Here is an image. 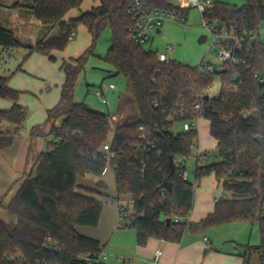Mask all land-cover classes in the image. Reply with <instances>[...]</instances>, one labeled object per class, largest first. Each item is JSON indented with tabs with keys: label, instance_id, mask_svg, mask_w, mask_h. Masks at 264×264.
<instances>
[{
	"label": "trees",
	"instance_id": "1",
	"mask_svg": "<svg viewBox=\"0 0 264 264\" xmlns=\"http://www.w3.org/2000/svg\"><path fill=\"white\" fill-rule=\"evenodd\" d=\"M136 1L152 11L185 16L188 12L168 0H101L79 17L66 19L71 11L81 9L84 0H33L29 6L13 5L25 8L47 31L59 30L55 37L26 46L29 55L56 60L53 53L66 50L81 24L86 26L92 45L83 55L63 60L60 99L48 110L46 121L31 130L32 143L44 136L51 139L6 208L16 221L0 217V264H91L102 252L100 242L78 228L98 226L103 202L96 196H106L100 193L106 186L99 182L101 191L86 189L88 195L77 191V178L87 174L101 177L109 166L115 171L116 200L131 203L132 213L121 227L136 230L139 247L147 246L151 239L180 243L188 232L249 223L258 226L261 243L245 246L244 263L250 264L256 254L264 264V168L259 167L261 148L256 141L264 137V83L256 77L264 74L260 36L264 0H245L242 7L223 2L206 7L203 18L207 25L218 23L235 36L247 33L255 38L250 50L235 54L244 63H227L215 67L211 74L173 60L162 63L158 53L136 43L130 32L135 25L130 10ZM106 29L112 37L105 61L116 76L128 80L130 93L123 103L131 101L137 114L135 120L115 128L110 115L75 100L79 76ZM21 45L12 30L0 26V46L5 52ZM216 76L221 80L219 96L207 95L202 112H195L198 95L207 93ZM21 94L10 86V78L0 76V98L13 103L11 109L0 110V150L12 145L28 119L27 109L18 103ZM62 117L65 120L57 126ZM195 118L210 121L218 156L212 164L197 166L193 184L184 176L186 161L194 157L198 131L184 132L177 127ZM5 123L14 128H6ZM106 144L110 145L108 152ZM210 175L231 197L220 198L212 213L190 222L195 189ZM166 183L171 189L161 188ZM2 208L4 198H0Z\"/></svg>",
	"mask_w": 264,
	"mask_h": 264
},
{
	"label": "rangeland",
	"instance_id": "2",
	"mask_svg": "<svg viewBox=\"0 0 264 264\" xmlns=\"http://www.w3.org/2000/svg\"><path fill=\"white\" fill-rule=\"evenodd\" d=\"M23 2L26 0H22ZM185 0H168L175 8H180ZM101 0H84L80 10H74L71 16L79 17L83 12L90 11L93 7L100 5ZM200 5H208V2H223L233 6L242 7L245 0H198ZM160 29V32H157ZM26 33V34H25ZM25 33H20L16 38L22 44L21 47L11 49L9 53L0 46V76L10 78V86L20 88L23 92L19 103L22 101L28 111V119L45 108L54 107L59 99L61 87L64 82V74L61 70L63 60L72 57H79L91 47L92 38L85 25H79L74 39L63 52H54L56 60H50L46 56L39 54L29 55L28 48L23 44L26 42L25 36H34V29L31 28ZM149 39L143 44L147 51L156 53L166 52L167 56L183 65L187 66H208L212 64L217 69L221 62L218 58L219 46L213 45L215 35L203 18V13L198 7L190 5L184 20L166 19L161 26L148 32ZM261 40L264 42V28L261 30ZM111 31L106 29L98 40L93 54L88 57L85 70L80 74L75 89V100L85 103L92 110L105 113L111 116L112 126L116 127L113 119L117 116V125L125 124L137 118L134 104H125L120 114L123 96L129 94L128 80L123 76H116L113 67L105 61L107 52L111 46ZM204 38H206L205 41ZM173 49L169 51V48ZM114 85L115 89H110ZM46 86H49V88ZM17 89V90H18ZM103 90L104 98L108 104H104L98 92ZM221 91V80L216 76L214 86L207 91L208 96L215 97ZM129 96V95H128ZM128 96H125L128 97ZM120 114V115H119ZM119 115V116H118ZM26 121V122H27ZM180 126L177 130H180ZM198 146L205 159L197 161L199 151L194 150V157L186 161V168L189 182L195 184V171L197 166L212 164L217 161L218 147L217 141L211 135L210 121L202 118L198 123ZM112 175H108V192L112 194L116 191L115 174L113 168ZM212 176V175H210ZM208 177V176H206ZM205 178V177H204ZM199 184V183H198ZM196 189L198 190L199 187ZM195 189V190H196ZM221 193V192H220ZM223 194V193H221ZM128 203L121 199L120 205ZM131 205V203H129ZM126 222L120 220V229L106 234L107 239L102 246V252L106 256L105 264H123L125 258L128 262L132 258V252L138 248L137 233L132 228H122ZM189 233V232H188ZM187 234V233H186ZM206 235L211 239L235 240L240 245L256 246L261 243V235L257 225L249 223H235L226 226L216 227L206 231ZM242 247V246H241ZM243 248V247H242ZM258 261V259H257ZM259 264V262H256Z\"/></svg>",
	"mask_w": 264,
	"mask_h": 264
},
{
	"label": "crops",
	"instance_id": "3",
	"mask_svg": "<svg viewBox=\"0 0 264 264\" xmlns=\"http://www.w3.org/2000/svg\"><path fill=\"white\" fill-rule=\"evenodd\" d=\"M16 3L29 6L33 3V0H26L24 2L22 0H0V26L12 30L15 36L18 35V31L25 33L28 30L30 33L31 28H33L34 36L32 38L29 35L25 36L27 39L23 43L25 46H35L44 39L58 35V28L47 31L25 8H13V5ZM73 11L68 14L66 19L74 17L71 16ZM30 34L32 35V33ZM205 40L206 38L203 41ZM47 87L49 88V86ZM12 88L15 90L18 89L15 86H12ZM18 91L23 92L20 88ZM125 96L122 98L120 114L123 111V99ZM19 105L25 107L22 101ZM12 107V102L0 98V110H9ZM51 108L53 107L49 106L33 115L32 118H29L23 129L15 136L12 145L0 150V198H4V208L0 209V217L7 222L16 221V217L8 213L6 208L20 191L27 174L35 162L36 156L46 150L47 143L51 139L50 137L44 136L36 139L34 143L31 140L32 128L42 125L46 121L48 110ZM113 119L117 126V116H114ZM64 120V117L59 118L56 125L60 126ZM4 126L10 129L14 128L9 123H5ZM31 144L33 145L32 150ZM111 169L112 167L109 166L101 177L87 174L77 178V191L88 195L89 192L86 189L101 191L97 189L99 182L104 183L106 186V189L100 192L106 196H101V194L96 196L103 202L98 226H81L78 228L81 234L98 240L101 247L106 242L107 233L120 229V201L116 200L117 188L112 194L108 192V175H112ZM113 173L115 174L114 169ZM198 187L199 189L195 190L194 208L188 218V221L193 223L199 222L212 213L220 198L231 197L230 193L223 191L221 185L213 175L203 178L197 185ZM244 250L245 246L240 245L235 240H226L223 242L222 239L220 241L218 239H211L206 235V232L187 233L180 243H169L163 240L151 239L147 246H138V248H135L132 252V258H129L128 262L124 258L123 264L125 262L129 264H245L243 257ZM157 251L162 252L158 259L156 258ZM256 262H259V258L254 254L250 264H256Z\"/></svg>",
	"mask_w": 264,
	"mask_h": 264
},
{
	"label": "built area",
	"instance_id": "4",
	"mask_svg": "<svg viewBox=\"0 0 264 264\" xmlns=\"http://www.w3.org/2000/svg\"><path fill=\"white\" fill-rule=\"evenodd\" d=\"M212 2H208V5H211ZM190 5H194L195 7H198L199 10L203 13L206 9L207 6L205 5H200L198 0H185L182 2V5L180 8L182 9H187L190 7ZM130 13L133 15L134 20H135V25L131 27L130 32L132 35V38L134 41L138 44L143 45L146 43L149 39L148 32L150 30H154L156 27L161 26L162 22L166 19H175V20H184L186 18L185 15H176L175 13L172 12H164V11H152L149 8H147L145 5L140 3L139 1H136L130 10ZM206 23V22H205ZM210 27V30L213 32L215 35L214 43L213 45H218L219 46V53H218V58L221 62V66L227 64V63H244L245 60H238L235 57L236 52L242 53L244 48L246 51L250 50V45L252 44L253 41H255V38L253 36L248 35L247 33H244L242 36H235L233 32L229 31L226 26H221L218 23H213L211 25H207ZM158 30V29H157ZM232 43L234 45H232ZM173 48L170 47L169 51L172 50ZM158 59L160 62L169 64L171 59L167 56L166 52H161L158 53ZM220 66V67H221ZM200 69L205 73V74H211L214 73L215 67L212 64H209L208 66H202L199 65ZM256 77L264 83V74L262 75H256ZM233 80H236L234 78ZM214 86V83L209 85V88L207 91L211 90ZM110 89L114 90L115 86L111 85ZM98 96L101 97L102 101L104 104H108L107 100L104 98V92L103 90L99 91ZM220 94V92H219ZM219 94L215 97H218ZM208 94H199L197 98V102L194 105V111L197 113H201L206 101L205 98ZM211 97V96H210ZM246 117V115H245ZM169 120H172V118H169ZM200 119H193L192 121L189 122H184L182 125H180V130L179 131H184V132H190V131H198V123ZM199 151V156L197 161H201L205 159V157L200 154L201 150L197 144L195 147ZM104 150L108 152L110 150V145L106 144L104 146ZM205 164V160L203 162V165ZM185 179H188L187 171L184 176ZM120 210V215L121 219L124 220L125 217L130 215L132 213L131 206L129 203H126L125 205H120L119 206ZM179 220L176 219V222ZM162 252L157 251L156 253V258L158 259L161 256ZM106 262V256L103 252H101L97 257H95L94 260H91V264H105Z\"/></svg>",
	"mask_w": 264,
	"mask_h": 264
},
{
	"label": "water",
	"instance_id": "5",
	"mask_svg": "<svg viewBox=\"0 0 264 264\" xmlns=\"http://www.w3.org/2000/svg\"><path fill=\"white\" fill-rule=\"evenodd\" d=\"M157 32H160V29H158ZM256 141L260 144V148H261V157L259 159V167H260V170H263V168H264V137L259 136L256 138ZM170 165L172 167V171H175L176 164H175L173 156L170 157ZM161 188H170L171 189V185L166 183ZM170 222H171V220H168V223H170Z\"/></svg>",
	"mask_w": 264,
	"mask_h": 264
}]
</instances>
